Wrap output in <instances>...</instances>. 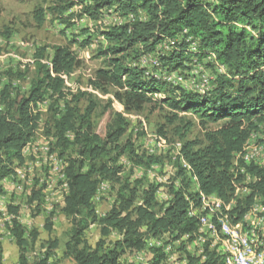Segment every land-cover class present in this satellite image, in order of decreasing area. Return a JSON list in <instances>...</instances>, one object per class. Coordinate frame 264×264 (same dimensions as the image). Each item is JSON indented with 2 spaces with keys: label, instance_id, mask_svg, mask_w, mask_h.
Returning a JSON list of instances; mask_svg holds the SVG:
<instances>
[{
  "label": "trees",
  "instance_id": "obj_1",
  "mask_svg": "<svg viewBox=\"0 0 264 264\" xmlns=\"http://www.w3.org/2000/svg\"><path fill=\"white\" fill-rule=\"evenodd\" d=\"M55 4L60 8L82 6L78 10L80 17L87 15L99 20L108 11L135 19L101 32L107 40L98 53L103 67L96 71L92 82L94 88L102 91L113 87L115 99L126 111L139 112L158 92L178 89L172 82L148 73L145 67L133 66L129 62L131 56L139 59L143 54L159 52L161 44L167 45L169 51L155 58L158 64L154 65L158 68L183 70L190 68L188 62L202 65L208 57L224 65L227 72L216 79V86L208 92L183 90L181 98H166L173 107L197 114L203 121H226L210 145L195 150L188 142L180 153L198 176L205 193L216 194L230 203L236 198L237 189L244 187L239 167L246 166L257 178L250 184L249 199L264 197V167L247 165L244 161L247 140L264 123V0H56ZM38 55L36 61L42 76L39 74L31 83L27 94L20 86L3 80L0 63V198L5 191L4 180L16 174V166L24 164V149L41 127L40 113L35 112V107L45 100L46 90L63 98L68 78L81 65L76 51L69 46H56L49 62H43L44 52ZM65 109L56 100L50 104L46 134L54 137L50 154L63 162L67 184L63 211L74 221L66 255L73 257L76 264H121L123 255L142 251L150 238L170 234L178 239L197 229V221L187 216V197L194 198L197 193L186 194L187 189L168 183L173 199L165 207L155 196L162 182L151 181L140 196L142 178L133 172L123 179V165L117 164L120 154L111 157V149H120V153L135 150L130 146L125 150L119 143L127 130L121 113L117 126L110 128L111 118L102 135L99 125L94 129L89 124L82 132L75 123L72 108L65 106ZM73 144L80 147L75 157L66 155L64 150ZM155 163L156 159L149 158L145 165L150 168ZM182 173L185 170L180 164L179 174ZM103 181L119 186L113 206L99 215L95 196ZM35 182L30 190V203L40 200L46 188L39 186V180ZM240 204L237 201L235 209L242 218L244 211ZM19 210L20 206L12 203L7 206V212L13 216L10 229L20 248L18 264H57L52 261L57 240L51 242L42 258L33 263L28 260L29 243L26 229L19 221ZM54 215L52 211L47 218L49 230ZM98 221L102 237L92 246L85 241V231ZM113 232L119 237L113 238ZM37 238L34 230L31 241ZM152 252L150 264H166L159 249ZM189 257V264H218L212 257L206 262Z\"/></svg>",
  "mask_w": 264,
  "mask_h": 264
},
{
  "label": "rangeland",
  "instance_id": "obj_2",
  "mask_svg": "<svg viewBox=\"0 0 264 264\" xmlns=\"http://www.w3.org/2000/svg\"><path fill=\"white\" fill-rule=\"evenodd\" d=\"M55 1L0 0V48L2 49L0 63L4 81L13 82L27 94L31 83L39 74L42 76L36 61L39 58L38 53L44 52L43 62H49L56 46L71 47L81 60V65L68 78L63 89L65 93L63 98H57L55 95L52 96L51 91H45V100L40 103L44 104V107L37 110L40 113L41 127L33 142L44 145L45 138L51 136L46 134V129L50 125L49 106L55 100L57 104H61L62 110H66L65 106L72 108L75 123L82 132L86 131L89 124L94 129H98L96 127L99 125L100 133L103 135L111 118L110 128L114 129L117 126L118 114L121 113L127 130L119 143L125 147V150L128 146L133 147L135 153H132L131 149L120 153V149H111V146H108V149L112 150L111 157L120 154L117 164L123 165V179L128 175L131 176L133 172L138 178H142L143 183L138 192L141 196L144 188H147L151 181H159H156L155 177L163 178L164 196L157 199L160 203L167 200L168 193H172L170 184L168 185L171 182H174L173 185L176 188L187 189L186 194L195 196L197 183L189 180L185 173L179 174L182 157L180 148L188 142L195 150L205 148L214 138H218L216 133L226 124V121L221 120L216 123L203 121L197 114L173 107L171 100L166 98H181L183 90L201 94L208 92L216 86V79L221 74H225L227 68L209 57L202 65L198 63L193 66L188 62L187 66L190 68L183 70L173 68L174 71H168L163 68L165 66L158 68L154 65V59L160 58L159 54L169 51L166 49L167 45L159 44V52L141 54L139 59L131 56L129 62L133 63V66L145 67L148 73L164 80L166 79L163 75L176 72V77L182 78L183 81L172 78L171 82L178 88L174 89L175 92L160 91L141 111H126L122 103L115 99L113 87L102 91L94 88L92 82L96 71L103 67V60L98 57V53L107 44V40L101 32L108 30L116 23L124 24L135 19L129 20L127 16L113 15L108 11L99 20L87 15L80 17L78 10L82 6L60 8ZM69 2H77V0H69ZM8 35L9 38H7ZM91 109L92 112H89ZM70 137L73 135L71 134ZM247 143L248 146L264 145V123L258 126V131L251 134ZM79 148L73 144L64 150L66 149V155L72 154L75 157ZM152 149L154 152L151 151ZM24 155L25 162L22 166H16V171H21V175H25V178H15L14 181L8 178L3 183L5 191L0 200V264H18L20 257V248L10 229L13 217L7 213L9 203L20 206L19 221L26 229L29 243L27 257L31 263L42 258L51 242L57 240L58 247L54 250L52 261L57 264H76L73 257L66 255V244L71 239L74 221L63 211V199L67 186L61 173L54 171L57 163L49 159L50 155L34 147L28 148ZM149 158L156 159L157 163L147 168L145 164ZM138 161L141 163H137ZM257 163L264 167V154ZM149 170L152 171L149 172ZM37 180L40 181L39 186L46 188L40 200L30 203V190ZM16 181L21 184V188L23 186V190L15 188ZM118 186L119 184L112 183L109 190L95 203L100 210V213L97 212L99 215L106 213L113 206ZM249 192L245 187L238 188L236 198L231 199L241 203L243 213L254 203L255 196L250 200ZM52 211L55 215L49 230L47 218ZM230 214L234 220H237L241 212L233 207L230 209ZM34 230L37 231L38 238L32 242L31 232ZM101 237L99 221L90 224L85 231V241L92 246H95ZM112 237L118 238L119 235L113 232ZM184 248V246L180 247L183 250L181 253L194 252V248L189 249L190 251L188 249L184 251ZM182 256L180 255L177 260L182 261L184 257ZM121 264L148 263L146 258L142 260L130 253L122 256Z\"/></svg>",
  "mask_w": 264,
  "mask_h": 264
},
{
  "label": "built area",
  "instance_id": "obj_3",
  "mask_svg": "<svg viewBox=\"0 0 264 264\" xmlns=\"http://www.w3.org/2000/svg\"><path fill=\"white\" fill-rule=\"evenodd\" d=\"M163 76L169 79L177 78L176 72L166 73V75ZM177 79L183 81L182 78ZM43 107L44 104H37L35 112H37L39 108L43 109ZM33 140L25 147L24 153L28 148L32 147L47 153L50 155L49 159L55 160L57 163L55 164L54 171L60 172L65 180L62 160L50 154L51 142L54 141V137L49 136L45 138L44 145L37 144L33 142ZM151 151L154 152V149ZM263 154V144L248 146L247 143L244 161L247 165L254 163L260 165L257 161L260 160ZM180 164L184 168L185 174L188 176L189 180L195 181L198 186V196L194 198L187 197L189 202L187 216L197 221V229L191 234H185L178 239L172 238L170 234L150 238L146 243V247L133 255L138 256V258L142 260L146 258L148 264L154 257L152 251L155 249H159L164 254L166 258L164 263L166 264H189L191 261L189 255L198 257L201 260L200 262H206L212 257L213 261H218V264H264V197L256 196L251 207L243 213V217L241 218V215H239V218L234 220L230 214V209L235 207L236 202L231 200L230 203H225L216 194H207L202 191L199 178L193 172L191 165L183 157H181ZM150 171L152 170H149V172ZM239 171L244 177L245 189L247 191H252L250 184L257 179L256 176L251 174L246 166H240ZM19 177L25 178V175H21V171H16V174L7 177L5 180L10 178L14 181L15 178ZM155 178L157 179L156 181H163V178ZM65 185L67 186L66 183ZM110 185L111 183L108 181L100 183L95 196V202L99 201L102 195L109 190ZM20 186L21 184L16 181L15 188L17 190H23V186L22 188ZM163 192L164 189L163 186H161L155 192L156 199L163 197ZM1 199L2 197L0 200ZM172 199L173 195L168 193L167 200L160 201L166 207ZM99 211L100 210L97 209L98 213H100ZM104 214L105 212L102 213V215ZM8 215L10 214L8 213ZM181 246L185 247L184 251L187 249L190 251L189 249L194 248V252H189L190 254L181 253L183 252V250L180 249ZM180 255L184 256H182V261L177 260ZM143 257L145 258L143 259Z\"/></svg>",
  "mask_w": 264,
  "mask_h": 264
},
{
  "label": "bare ground",
  "instance_id": "obj_4",
  "mask_svg": "<svg viewBox=\"0 0 264 264\" xmlns=\"http://www.w3.org/2000/svg\"><path fill=\"white\" fill-rule=\"evenodd\" d=\"M193 49H195V44L193 45ZM153 62H154V64H158L157 59H154ZM194 62H195V61H194ZM197 64H198V63H197ZM165 79H166V80H169L170 82L172 81V78L169 79V78H166V77H165ZM67 81H68V80H67ZM66 84H67V82H66Z\"/></svg>",
  "mask_w": 264,
  "mask_h": 264
},
{
  "label": "clouds",
  "instance_id": "obj_5",
  "mask_svg": "<svg viewBox=\"0 0 264 264\" xmlns=\"http://www.w3.org/2000/svg\"><path fill=\"white\" fill-rule=\"evenodd\" d=\"M112 14H113V15H115L116 13H115V14H114V13H112ZM125 23H127V22H125ZM116 24H117V23H116Z\"/></svg>",
  "mask_w": 264,
  "mask_h": 264
}]
</instances>
